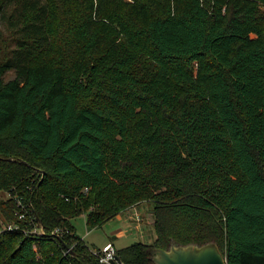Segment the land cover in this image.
<instances>
[{"label":"trees","instance_id":"16d2710c","mask_svg":"<svg viewBox=\"0 0 264 264\" xmlns=\"http://www.w3.org/2000/svg\"><path fill=\"white\" fill-rule=\"evenodd\" d=\"M262 8L0 0V218L18 226L0 231V264H100L71 220L101 227L141 202L154 240L116 249L122 264L208 242L264 264ZM15 193L34 223L2 197Z\"/></svg>","mask_w":264,"mask_h":264},{"label":"rangeland","instance_id":"374dc122","mask_svg":"<svg viewBox=\"0 0 264 264\" xmlns=\"http://www.w3.org/2000/svg\"><path fill=\"white\" fill-rule=\"evenodd\" d=\"M262 11H264V8H262ZM7 40H9V32L7 31L4 22L0 18V58H2L3 55L6 53L8 49L7 47L9 46L10 48V44L6 42ZM13 77H14V73L12 71L6 73L5 75L6 80L11 79ZM2 197L3 199H7L9 197L12 198L13 196L9 194H3ZM1 222L3 221L0 218V226H1ZM8 224H13V223L8 222ZM71 224L74 227L76 235L80 237V239L91 250L101 249L105 244L109 243L110 240H112V243L116 249H122L137 242L148 244L152 240V238H147V236L139 238L137 233L133 232L134 228H130L129 226L123 228L121 226L122 221H121V216L119 214L118 217L116 216L113 219L107 221L101 227H96L92 229H88L86 227L84 214H81L78 217L72 219ZM116 229H121L125 233L122 232L115 239H110L111 237L110 232ZM151 234L153 237L154 235L153 229Z\"/></svg>","mask_w":264,"mask_h":264},{"label":"water","instance_id":"95a60500","mask_svg":"<svg viewBox=\"0 0 264 264\" xmlns=\"http://www.w3.org/2000/svg\"><path fill=\"white\" fill-rule=\"evenodd\" d=\"M117 263H116V262ZM110 264H122L118 256ZM154 264H227L215 242L203 245L184 246L172 243L168 250L156 249L152 257Z\"/></svg>","mask_w":264,"mask_h":264},{"label":"built area","instance_id":"2783aa9c","mask_svg":"<svg viewBox=\"0 0 264 264\" xmlns=\"http://www.w3.org/2000/svg\"><path fill=\"white\" fill-rule=\"evenodd\" d=\"M83 191L87 192L88 190L87 188H85ZM12 199L15 202V207H16L15 214L17 215L18 220L29 222L30 224L34 223L35 215L33 212L34 209L31 200L26 199L25 195L21 193H15ZM1 226H0V231L2 230L11 231L18 229V226L15 223L8 224L1 222ZM32 232L42 233V230L34 228ZM60 233H61L60 229H55L51 232V235H57ZM93 253L98 258L100 264H110L111 261H115L116 249L113 247L111 243L105 244L101 249L94 250Z\"/></svg>","mask_w":264,"mask_h":264},{"label":"crops","instance_id":"0c3cea01","mask_svg":"<svg viewBox=\"0 0 264 264\" xmlns=\"http://www.w3.org/2000/svg\"><path fill=\"white\" fill-rule=\"evenodd\" d=\"M150 205L146 202H141L137 205H134L119 215L121 216L122 224L121 226L125 228L129 226L130 228H134L133 232H136L139 238L147 236V238H152L151 242L154 240V235L152 237V216ZM118 217V215H117ZM125 233L121 229H116L110 232V239H115L119 234ZM150 242V243H151ZM112 243V240L109 241ZM149 244V243H148ZM115 248V246L113 245ZM116 249V248H115Z\"/></svg>","mask_w":264,"mask_h":264}]
</instances>
